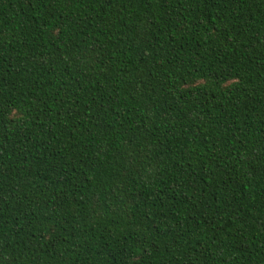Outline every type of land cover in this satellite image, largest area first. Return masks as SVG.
Masks as SVG:
<instances>
[{"label":"trees","instance_id":"1","mask_svg":"<svg viewBox=\"0 0 264 264\" xmlns=\"http://www.w3.org/2000/svg\"><path fill=\"white\" fill-rule=\"evenodd\" d=\"M0 264H264V0H0Z\"/></svg>","mask_w":264,"mask_h":264}]
</instances>
